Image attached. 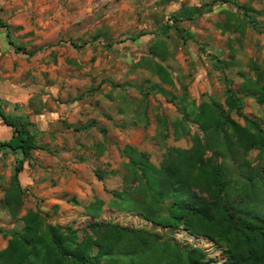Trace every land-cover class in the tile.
Masks as SVG:
<instances>
[{
    "label": "rangeland",
    "instance_id": "374dc122",
    "mask_svg": "<svg viewBox=\"0 0 264 264\" xmlns=\"http://www.w3.org/2000/svg\"><path fill=\"white\" fill-rule=\"evenodd\" d=\"M233 1L0 0V99L7 112L29 116L37 142L47 147L24 161L18 175L23 204L17 216L39 210L51 224L76 228L79 240L85 233L94 238L102 232L87 228L95 221L134 228L184 248H202L216 260L211 264H223L221 249L211 241L182 228L154 225L128 210L127 201L117 193L138 185L137 180H125L126 159L121 153L125 145L146 153L158 165L172 157V148L188 149L194 135L203 137L190 118L183 120L182 129L174 125L183 119L178 105L190 110L210 97L224 105V78L238 87L243 78L254 79L257 72L264 76V0ZM209 2L211 6L190 14ZM238 5L248 6L251 16ZM173 15L192 38L184 40L173 29L163 30L173 23ZM3 23L9 25L13 42L33 50L32 55L14 49ZM156 42L163 57L149 51ZM147 62L160 63L168 71L173 84L162 83L164 93L149 90L160 80L144 68ZM243 103V113L264 125V104L248 96ZM230 116L244 124L235 111ZM91 121L93 127L76 130ZM11 133L0 119V142ZM19 158L0 145L4 230L22 226L1 203ZM245 158L249 165L244 174L255 184L253 198H263L264 154L250 150ZM226 163L231 193L237 201L244 200L239 205L252 207L246 203L245 178L237 163L229 159ZM96 200L103 204L93 217L89 207ZM254 209L261 212L263 205ZM8 240L9 235L0 233V250ZM91 252L97 253V247Z\"/></svg>",
    "mask_w": 264,
    "mask_h": 264
},
{
    "label": "trees",
    "instance_id": "16d2710c",
    "mask_svg": "<svg viewBox=\"0 0 264 264\" xmlns=\"http://www.w3.org/2000/svg\"><path fill=\"white\" fill-rule=\"evenodd\" d=\"M220 1L235 3L233 0ZM211 4L203 3L190 14ZM238 7L245 16H251L248 6ZM172 17L173 23L165 25L163 30L173 29L184 40L192 38L189 31L177 24L180 19L175 15ZM251 22L250 26L256 29V23ZM229 24L225 25V30ZM2 26L7 29L8 42L16 51L28 55L34 53L13 42L8 24L3 23ZM239 28L243 32L245 25ZM149 51L163 57L160 42L152 44ZM144 68L160 80L149 90L164 93L162 83L173 84L162 64L147 62ZM232 83V80L224 78V105L214 97L190 110H186L183 104L180 107L178 101L174 102L183 118L174 125L182 129L183 120L190 118L203 132L202 138L192 137L193 143L188 149L172 148V157L156 165L146 153L125 145L121 150L126 159L125 180H137L138 185L135 189L126 186L121 193H117V197L127 201L128 210L139 212L154 225L182 228L208 239L221 249L223 264H264V197L253 198L254 180L244 174L249 165L245 158L247 153L257 150L264 154V125L257 117L243 113L245 96L264 104V76L257 72L254 79L243 78L238 87ZM179 99L182 103L183 98ZM232 111L242 117L244 124L231 118ZM0 119L12 128L11 136L1 141L0 145L20 156L1 203L22 224L19 229L4 230L0 227L1 234L9 235L7 245L0 250V264H103V261L107 264H211L216 261L208 258L202 248H184L161 240L156 234L134 228L95 221L87 224V228L94 233L102 232L94 238L85 233V237L79 240L76 228L51 224L39 210H29L18 217L24 195L18 175L33 151L47 150V147L37 142L32 131L34 122L29 116L7 112L1 99ZM94 124L91 121L76 127V130L88 129ZM185 131L184 128L181 135ZM207 152H210L209 156ZM226 159L237 163L245 178L246 203L253 208L239 205L244 200L237 201L231 193L232 180ZM133 193L141 194L142 198L133 197ZM102 204L101 200L91 204L89 210L93 217L99 215ZM258 205H263L261 212L254 209ZM119 243H123L125 248L118 247ZM93 246L97 247L95 254L91 252Z\"/></svg>",
    "mask_w": 264,
    "mask_h": 264
}]
</instances>
